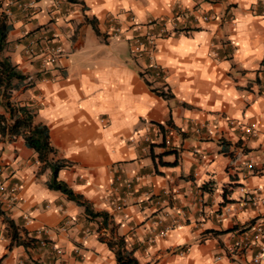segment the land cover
Wrapping results in <instances>:
<instances>
[{
	"label": "crops",
	"instance_id": "obj_1",
	"mask_svg": "<svg viewBox=\"0 0 264 264\" xmlns=\"http://www.w3.org/2000/svg\"><path fill=\"white\" fill-rule=\"evenodd\" d=\"M29 1H0V57L28 76L9 99L48 127L57 179L109 224L51 189L22 137L0 139L8 190L21 185L0 203V264H118V236L138 264H252L257 245L235 242L264 230V0ZM170 19L177 33L137 54Z\"/></svg>",
	"mask_w": 264,
	"mask_h": 264
},
{
	"label": "trees",
	"instance_id": "obj_2",
	"mask_svg": "<svg viewBox=\"0 0 264 264\" xmlns=\"http://www.w3.org/2000/svg\"><path fill=\"white\" fill-rule=\"evenodd\" d=\"M9 25L6 17L0 16V52L3 49V42L6 38ZM28 76L23 74L10 59L0 57V101L4 107V113H0V139L1 141H11L16 137H22L26 147L32 149L37 154V159L42 163L43 169L51 170V178L48 186L51 189L59 190L66 196L83 205L86 212L91 216H102L103 225L107 226L109 215L107 212H94L89 207V204L82 201L80 195L73 192V190L64 182L57 179L58 171L65 166V163L60 160H55V149L50 144L48 127L41 123H35L33 120L34 111L26 105L12 102L9 97L13 90L19 86L23 81L27 80ZM31 81H27L30 85ZM163 98H168L170 93L163 91V89L152 88ZM113 229V226H111ZM12 239H17V234L12 235ZM101 240H104L100 236ZM110 249L115 250L118 264H138L135 257L129 254H124L121 248L124 245V238L122 236L116 239L106 240ZM25 246L35 244L33 238H28L27 241H22ZM1 263V261H0Z\"/></svg>",
	"mask_w": 264,
	"mask_h": 264
},
{
	"label": "built area",
	"instance_id": "obj_3",
	"mask_svg": "<svg viewBox=\"0 0 264 264\" xmlns=\"http://www.w3.org/2000/svg\"><path fill=\"white\" fill-rule=\"evenodd\" d=\"M1 1V0H0ZM55 3H58L59 0H54ZM35 3V0H30L28 3H21L20 6H22L24 9H27L29 7H33ZM181 14L178 12L175 16H180ZM204 19H207V16L204 17ZM170 27L166 24V22L162 23V27L158 31V33L147 31L144 39L146 40L147 43H144L143 41L140 40V37L135 38L134 41V49L137 54H141L144 51H147V48L150 49V58H152V49L155 46L156 40L162 37H166L172 34L177 33L176 31V21L175 19L169 20ZM153 23V21H151ZM117 31V30H115ZM34 41H31L25 46V50L29 53L33 51L32 49V44ZM147 44V46L145 45ZM51 53L50 57L51 60H53L55 57H57L60 54V48L54 47L51 48ZM152 67L157 69V65L155 63L152 64ZM157 73H160L158 71ZM247 132H252V126H249L245 129ZM249 168H251V164L247 165ZM4 174V169L2 165L0 164V203H5L9 206L12 205V203L18 199V194L21 190V185L17 182L13 184V186L8 190V187L6 185V182L3 177ZM241 190L244 192V188H241ZM244 200L250 201L252 203H257L262 201V198L260 196L252 197L250 196L247 191L244 192ZM169 228L165 229L164 231H161V235H165L166 232L168 231ZM41 244H45L46 240H40ZM256 244L257 245V250L254 252L252 256V264H263L264 263V230L261 229V227H258L255 231V233L251 236H245L243 239L237 240L235 242V247L236 249H249L252 247V245Z\"/></svg>",
	"mask_w": 264,
	"mask_h": 264
}]
</instances>
